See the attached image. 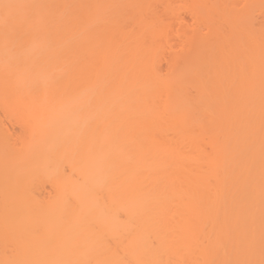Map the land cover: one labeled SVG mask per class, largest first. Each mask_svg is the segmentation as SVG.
I'll return each mask as SVG.
<instances>
[{
  "label": "bare ground",
  "instance_id": "1",
  "mask_svg": "<svg viewBox=\"0 0 264 264\" xmlns=\"http://www.w3.org/2000/svg\"><path fill=\"white\" fill-rule=\"evenodd\" d=\"M156 1L0 0V264L264 263V0Z\"/></svg>",
  "mask_w": 264,
  "mask_h": 264
},
{
  "label": "rangeland",
  "instance_id": "2",
  "mask_svg": "<svg viewBox=\"0 0 264 264\" xmlns=\"http://www.w3.org/2000/svg\"><path fill=\"white\" fill-rule=\"evenodd\" d=\"M168 1L171 2L170 5L168 4V2H166L167 4L165 5L164 0L153 2V3H151V8L153 9L152 10L153 14H154L153 11H155L156 17H158L161 20L163 18V20H164L163 25L165 26L164 29H166V31H165L166 37L169 36L167 38V40H169V43L172 41L173 43H175L174 45H176L177 41L179 43V39L175 38L176 36H174L173 34L176 33L175 31L177 29H179V27L186 26V27H188V29H189V27H192L191 25L194 24L193 22L196 18L194 16H196V14L192 11H191L192 12L191 13L186 8L188 3L190 2L189 0H168ZM213 1H215V0H213ZM222 1H224V0H222ZM207 3H209V1ZM207 3H206V6H207ZM210 4H215V3L212 2V0H211ZM168 6H170V7H168ZM157 12H158V14H157ZM253 17H254L253 19L255 20V22L258 20H260V21L262 20V17L260 15H258L257 13H254ZM183 28H185V27H183ZM167 29H169V30H167ZM174 29H176V30H174ZM200 29H203V30H201L202 33L206 32L204 24H203L202 28H200ZM170 30L173 32V34L170 32V35H173L172 39L174 41L173 40L170 41V39H171L170 35H168V33H167ZM196 34H194V32L193 33L190 32V31H189V33L186 32L187 38L192 37V36L194 37V35H196ZM186 35L184 34V36H186ZM168 55L169 54L167 53L165 56H168ZM165 56L163 57L164 59H165ZM163 58H161V59L163 60ZM162 60L160 61L161 67H159L160 68L159 70L161 72H164L165 69H167V68H166V63L164 62V60L163 61ZM166 60H168V59H166ZM160 62L158 64H160ZM3 88H4V84H0V122L4 125V127L7 129V131H9V133H11L12 138H14L15 136H19L21 141L27 140V139H29V134L27 133V131L25 129V123L27 122L25 115L21 112L13 110L14 98L10 94H3L2 93ZM38 187H40V189H43L44 194L52 193V186L49 183L41 184ZM37 188L32 187L31 190H35V193H37Z\"/></svg>",
  "mask_w": 264,
  "mask_h": 264
}]
</instances>
